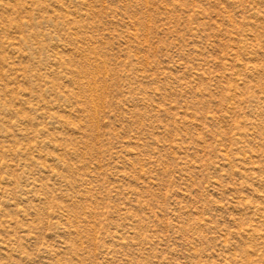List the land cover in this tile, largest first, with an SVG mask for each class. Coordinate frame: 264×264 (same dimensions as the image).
Instances as JSON below:
<instances>
[{
  "label": "rangeland",
  "instance_id": "374dc122",
  "mask_svg": "<svg viewBox=\"0 0 264 264\" xmlns=\"http://www.w3.org/2000/svg\"><path fill=\"white\" fill-rule=\"evenodd\" d=\"M0 264H264V0H0Z\"/></svg>",
  "mask_w": 264,
  "mask_h": 264
}]
</instances>
